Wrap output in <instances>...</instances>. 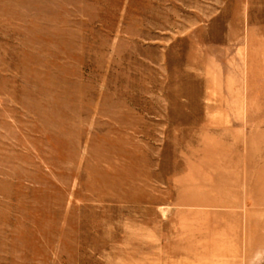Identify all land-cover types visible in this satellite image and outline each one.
<instances>
[{"label": "rangeland", "instance_id": "rangeland-1", "mask_svg": "<svg viewBox=\"0 0 264 264\" xmlns=\"http://www.w3.org/2000/svg\"><path fill=\"white\" fill-rule=\"evenodd\" d=\"M0 264H264V0H0Z\"/></svg>", "mask_w": 264, "mask_h": 264}]
</instances>
